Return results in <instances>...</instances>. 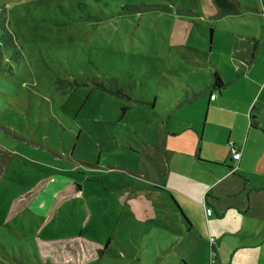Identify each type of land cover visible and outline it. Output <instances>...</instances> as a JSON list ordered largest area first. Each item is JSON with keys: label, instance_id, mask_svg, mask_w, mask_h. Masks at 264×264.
Listing matches in <instances>:
<instances>
[{"label": "rangeland", "instance_id": "obj_1", "mask_svg": "<svg viewBox=\"0 0 264 264\" xmlns=\"http://www.w3.org/2000/svg\"><path fill=\"white\" fill-rule=\"evenodd\" d=\"M234 22L211 0H0V264H42L37 242L63 237L145 250L130 228L147 198H124L145 180L128 173H149L145 148L187 84L227 69ZM44 184L56 203L30 205Z\"/></svg>", "mask_w": 264, "mask_h": 264}, {"label": "crops", "instance_id": "obj_2", "mask_svg": "<svg viewBox=\"0 0 264 264\" xmlns=\"http://www.w3.org/2000/svg\"><path fill=\"white\" fill-rule=\"evenodd\" d=\"M236 1L246 9L232 16L234 27L226 32L227 69L222 60L214 71L223 85L212 89L214 76L188 83L190 92L176 96L178 109L164 115L145 148L149 173H128L145 180L124 194L147 198V223L130 228V241L145 250L129 252L123 244L119 253L110 242L100 246L75 235L38 241L42 264H101L109 256L123 264H264V0ZM232 149L240 151L238 161ZM44 187H37L30 205L39 193L52 194L56 203L57 191ZM62 241L69 253L60 263L54 255Z\"/></svg>", "mask_w": 264, "mask_h": 264}, {"label": "trees", "instance_id": "obj_3", "mask_svg": "<svg viewBox=\"0 0 264 264\" xmlns=\"http://www.w3.org/2000/svg\"><path fill=\"white\" fill-rule=\"evenodd\" d=\"M214 6L218 10L219 15L223 16H236L241 13L243 9H246L241 3H239L236 0H211ZM264 2V1H263ZM127 9H130L127 8ZM212 35V31H211ZM214 81L212 84V89H219L223 84L222 81L217 73H214ZM112 95H120V92L117 90L111 91L110 92ZM128 97V95H125ZM105 252V250H101L98 252L99 255H102Z\"/></svg>", "mask_w": 264, "mask_h": 264}, {"label": "built area", "instance_id": "obj_4", "mask_svg": "<svg viewBox=\"0 0 264 264\" xmlns=\"http://www.w3.org/2000/svg\"><path fill=\"white\" fill-rule=\"evenodd\" d=\"M232 152V156H233V159L238 161L241 157V154H240V151H238L237 149H232L231 150ZM211 215V210L210 209H206V216H210ZM210 241H213L212 239Z\"/></svg>", "mask_w": 264, "mask_h": 264}, {"label": "water", "instance_id": "obj_5", "mask_svg": "<svg viewBox=\"0 0 264 264\" xmlns=\"http://www.w3.org/2000/svg\"><path fill=\"white\" fill-rule=\"evenodd\" d=\"M255 126H256V124H255Z\"/></svg>", "mask_w": 264, "mask_h": 264}]
</instances>
